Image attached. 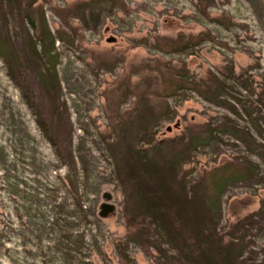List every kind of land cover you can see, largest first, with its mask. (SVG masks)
Listing matches in <instances>:
<instances>
[{
	"label": "rangeland",
	"instance_id": "obj_1",
	"mask_svg": "<svg viewBox=\"0 0 264 264\" xmlns=\"http://www.w3.org/2000/svg\"><path fill=\"white\" fill-rule=\"evenodd\" d=\"M35 1L0 0V264H180L143 213L142 159L160 166L170 191L152 196L181 243L195 240L173 190L200 218L216 199L218 236L239 242L237 224L264 201V0H100L110 9L98 23L94 0ZM25 16L51 33L43 58L28 48ZM227 124L250 132L258 152ZM253 164L258 175L239 178ZM104 203L114 206L105 216ZM255 219L241 231L242 264H264V216Z\"/></svg>",
	"mask_w": 264,
	"mask_h": 264
},
{
	"label": "trees",
	"instance_id": "obj_2",
	"mask_svg": "<svg viewBox=\"0 0 264 264\" xmlns=\"http://www.w3.org/2000/svg\"><path fill=\"white\" fill-rule=\"evenodd\" d=\"M16 1V0H14ZM23 2H25L26 9H31L35 5V0H18V5L20 8L23 5ZM19 8V9H20ZM87 8L89 9V17L92 22L98 23L100 20V15L105 9H110L108 4L100 2V0H94L89 2ZM208 15V14H207ZM81 19L86 22V18L84 14H81ZM26 22L31 26V28L34 31V36H30L28 39V48H31L32 53L40 58L44 57V54L51 53V50L49 49V45L54 46V41L51 39V33L47 29H43L41 33L38 32V27L36 24V21L30 17L25 16ZM1 47V46H0ZM40 48V50H38ZM35 58V57H33ZM53 63L52 58L49 60L48 64L51 65ZM56 77L54 68H49V74H42V81L44 83V86L46 89L50 90L51 88H54L53 79ZM209 99V98H208ZM249 118L252 120L253 124V118L252 113L248 112ZM256 128V127H255ZM257 129H260L257 126ZM225 132L234 135L237 139L243 142V144L251 150V152L257 153V146L255 145L256 141L253 135L246 131V130H240L238 127L234 124H227L225 126ZM259 134L262 135V129L259 131ZM212 137V136H211ZM146 139V137H144ZM144 138H139L143 139ZM153 138H149L147 142L149 144H152L151 140ZM211 139V138H210ZM140 141V140H139ZM196 142V145L204 144L205 142L201 138H195L194 140ZM260 146V144L258 145ZM146 158V156H145ZM180 159L183 158V154H180ZM178 161V160H177ZM182 160H179V162H174L173 164V172L179 173V168L181 166ZM159 169L160 166L158 164L153 163L151 160H141V169L138 179H145L148 181L147 175L152 176L150 178L154 179L153 183L154 186H150V184H145L144 181V187L145 191L147 192L145 204H143V213L145 215H150L154 218L153 223L159 224V230L164 232V237L167 239L169 244L177 250V253L179 254V262L180 264H242V260L244 257L245 252L248 250L249 247V241L246 240L245 235L242 236L241 231L244 230V227L247 226H253L255 227L258 222L255 219L256 217H262L264 216V201L262 203V207L259 211L252 214L251 216L242 219L237 224V239L239 242H230L229 244H225L221 239L220 236H218L217 233V225L220 222V204L217 205V201L214 198H210V205L208 208V211L210 212V217L201 216L199 217V209L197 207V203L192 201L190 197H188V192H180L174 191L172 192V196L174 197V202L176 206H179L180 211L178 212L179 219L181 222V225H184L185 228H187L191 233L194 234V244L188 243L183 240L181 243V238L175 237L172 230H175V226L170 221H166L163 219V210L161 211L160 205L161 202L157 200V195L152 196L153 192L156 191V189L163 190V193L169 194L170 189H168L163 182L160 180L159 175ZM259 166L258 165H252V166H246V171L243 176H239V178L244 177H250V176H257L259 172ZM172 173V172H171ZM159 175V177H158ZM232 178L230 177H223L222 182L219 183L217 187L218 191V197L222 195L223 187L225 184H227L229 181H231ZM154 188V189H153ZM184 189V186H183ZM185 190V189H184ZM173 199V198H172ZM176 199H178L176 201ZM214 199V200H213ZM192 201V202H191ZM160 203V204H159ZM189 203V204H188ZM194 205V211L193 213L190 212V207H193ZM218 209V212H217ZM182 210V211H181ZM219 213L218 220L216 218V215ZM157 220V221H156ZM166 221V222H165ZM210 221V223H209ZM161 223V224H160ZM212 226V230L210 229V232L208 231L207 225ZM161 225V226H160ZM249 226V227H250ZM161 227V228H160ZM252 228V227H250ZM180 234V231L178 230V235ZM169 237V238H168ZM180 239V241H179Z\"/></svg>",
	"mask_w": 264,
	"mask_h": 264
},
{
	"label": "water",
	"instance_id": "obj_3",
	"mask_svg": "<svg viewBox=\"0 0 264 264\" xmlns=\"http://www.w3.org/2000/svg\"><path fill=\"white\" fill-rule=\"evenodd\" d=\"M105 198L107 200H111L112 196H111V194H106ZM101 209H102V214L105 216V215H109L114 210V206L112 204H109V203H104L102 205Z\"/></svg>",
	"mask_w": 264,
	"mask_h": 264
}]
</instances>
